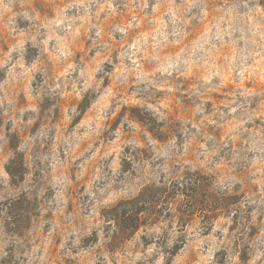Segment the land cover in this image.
Segmentation results:
<instances>
[{"label": "rangeland", "instance_id": "obj_1", "mask_svg": "<svg viewBox=\"0 0 264 264\" xmlns=\"http://www.w3.org/2000/svg\"><path fill=\"white\" fill-rule=\"evenodd\" d=\"M0 264H264V0H0Z\"/></svg>", "mask_w": 264, "mask_h": 264}]
</instances>
